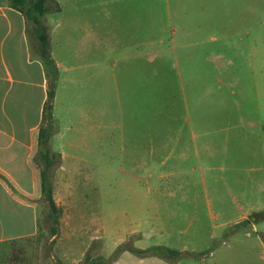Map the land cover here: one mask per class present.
Returning <instances> with one entry per match:
<instances>
[{
  "label": "rangeland",
  "instance_id": "374dc122",
  "mask_svg": "<svg viewBox=\"0 0 264 264\" xmlns=\"http://www.w3.org/2000/svg\"><path fill=\"white\" fill-rule=\"evenodd\" d=\"M171 2L185 42L147 46L146 63L136 65L141 75L144 65L147 71L148 87L134 90L147 132L141 128L136 148L128 142L134 130L126 126L97 152L74 148L86 159L75 165L66 160L69 170L60 172L66 207L55 214L42 192L49 215L33 238L6 249L0 264H264V0ZM57 17L52 12L48 18ZM73 40V34L58 33L55 50L63 67L77 64ZM62 73L68 80L78 76L74 69ZM91 80L86 87L66 82L62 89L58 113L71 125L63 128L67 136L86 131L79 111L94 115L93 100L105 105V88L113 100L111 81L100 77L95 95ZM128 83L139 79L131 76ZM150 93L153 101L145 106ZM115 120L123 121L118 111ZM55 131L56 123L51 135ZM156 131L164 133L154 141ZM144 136L146 159L129 155L144 151ZM163 137L169 141L161 143ZM52 160L54 200L59 173ZM169 249L176 254L168 256Z\"/></svg>",
  "mask_w": 264,
  "mask_h": 264
},
{
  "label": "crops",
  "instance_id": "0c3cea01",
  "mask_svg": "<svg viewBox=\"0 0 264 264\" xmlns=\"http://www.w3.org/2000/svg\"><path fill=\"white\" fill-rule=\"evenodd\" d=\"M55 1L58 11L54 12L58 13V17L50 20L48 17L52 12L45 17L48 25L50 23L51 52L59 71L53 103L58 131L50 136L49 145L57 154L58 160V166L53 171L59 173L58 180L54 183V200L59 208H65L69 197L63 193L66 180L59 177L62 176L60 172L69 170L66 160H73L75 165L78 160L86 159L83 153L73 149L92 151L94 148L97 152L105 143H110L111 146L115 142L114 131L123 126L128 127L129 132L130 127L134 130L135 135L128 142H133L136 148V140L140 141L138 139L142 135L141 128H147V132L149 127L147 123L141 122L146 116L142 113L138 116L134 106L139 103V94L134 93L135 88L140 85L145 90L148 81L145 65L142 75L136 71V65L141 69L140 64L146 63L147 46L165 45L167 39L180 46L186 38L177 35L180 27L171 15L178 13L174 11L175 4L171 0ZM180 18L185 21L184 17ZM181 29L187 32V27ZM58 33L60 38L63 33L74 35L76 65L63 67L62 59L55 50ZM166 34L168 37L164 36ZM69 41L71 40L67 37L66 43ZM59 42L63 44V39H59ZM116 48L123 50L120 53ZM63 68L68 72L71 69L76 70L78 76L66 79L62 73ZM102 76L112 82L113 100L111 93L105 88V105H100L97 98L93 100L96 104L92 109L95 116L88 115L85 110L79 111L80 123H86V131L80 136H67L63 128L68 129L71 125L66 117H62L61 109L60 115L58 113L63 87L68 84L77 86L78 83L86 87V80L92 79L89 90L92 86L96 95L98 79ZM131 76L138 78L139 83H128ZM124 79L126 80L122 83ZM124 84L127 91L124 89L125 92L120 95ZM115 94L118 108L114 105ZM153 97L152 93L147 95L145 106L148 102L152 103ZM47 98L48 76L42 59L32 49L26 16L13 5L12 0H0V261L6 249L16 246L21 240L33 238L45 214L49 215L45 210L47 201L42 194L41 170L45 161L44 149H41L39 142V130ZM145 98V94H142L143 104ZM116 111L123 118L120 123L115 120ZM90 119L94 122L87 121ZM153 128H157L155 122ZM104 129H107V136ZM156 132L157 138L154 141L164 133ZM164 137L160 140L161 143L171 140L172 134L167 136L169 140ZM143 150L137 153L130 150L129 155L146 159L145 136ZM101 151L100 153H107L109 147L102 148ZM110 155L108 153L100 157L109 158ZM98 157L99 154L96 153L95 158ZM105 168L109 169V162L105 164Z\"/></svg>",
  "mask_w": 264,
  "mask_h": 264
},
{
  "label": "trees",
  "instance_id": "16d2710c",
  "mask_svg": "<svg viewBox=\"0 0 264 264\" xmlns=\"http://www.w3.org/2000/svg\"><path fill=\"white\" fill-rule=\"evenodd\" d=\"M12 3L15 7L21 9L26 16L28 22V37L32 49L42 59L48 76V98L45 102L43 121L39 130V142L42 146L49 143L51 130L55 128L53 103L59 72L56 61L52 56L50 30L45 17L50 12L58 11V4L55 0H12ZM43 158L45 165L42 168L41 176L42 192L46 194L54 213L60 215L61 208L57 207L53 200L52 186L48 178L49 168L53 163L52 159L57 158V154L51 152L48 144L44 147ZM262 217H264V213H262ZM158 248L155 247L151 251L153 252V250L155 251ZM169 250L170 253L167 254L168 256H171L173 253L176 254L175 251Z\"/></svg>",
  "mask_w": 264,
  "mask_h": 264
}]
</instances>
